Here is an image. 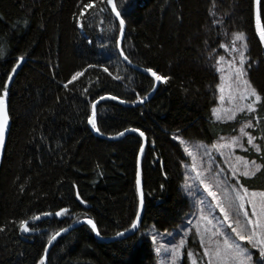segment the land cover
<instances>
[{
  "label": "trees",
  "instance_id": "16d2710c",
  "mask_svg": "<svg viewBox=\"0 0 264 264\" xmlns=\"http://www.w3.org/2000/svg\"><path fill=\"white\" fill-rule=\"evenodd\" d=\"M91 2L0 0V95L6 88L8 116L0 157V264H39L49 238L86 217L99 235L88 224L78 225L53 243L47 264H158L149 229L171 230L190 209L181 140L211 144L240 135L244 147L235 151L262 170L239 174L237 181L264 190V42L254 0H114L125 20L121 49L128 61L168 78L137 105L155 80L121 58L119 22L106 0L84 7ZM234 32L245 34L247 79L262 100L254 112L217 119L212 110L219 61L232 48ZM77 71L82 75L69 83ZM104 96L118 99L96 105L101 136L88 117L93 102ZM249 119L253 126L245 131L260 152L240 133ZM126 129H139L146 139L144 206L138 230L112 238L132 225L139 209L142 136L131 131L110 138ZM62 208L68 211L56 216ZM44 213L53 216L31 219ZM20 221L42 231L24 235ZM187 244L199 249L194 237Z\"/></svg>",
  "mask_w": 264,
  "mask_h": 264
},
{
  "label": "snow or ice",
  "instance_id": "6c2138e0",
  "mask_svg": "<svg viewBox=\"0 0 264 264\" xmlns=\"http://www.w3.org/2000/svg\"><path fill=\"white\" fill-rule=\"evenodd\" d=\"M96 0H92L91 3H88L84 7L87 9H91L94 7ZM103 2V0H101ZM107 4L111 6V11L115 13V15L119 18V29L121 36L124 33L125 20L122 17L120 11L117 10V4L114 0H106ZM254 4L256 7V30L259 33V38L261 42H264V24L261 23L262 18H264V0H254ZM103 11V9H101ZM83 11L81 15H83ZM235 40L246 41L245 34L243 32L235 33ZM117 46L119 47V40L117 41ZM223 46V45H222ZM247 43H243L241 48L243 50L239 51V63L235 64L230 69V76L232 79V85L235 86L234 93H239V95L230 94L229 99L235 103V107L231 109V114L228 115V119L232 120L236 118V114L240 112H254L256 108L257 102L262 100L261 95L258 93L257 89L252 86V83L249 79H247L248 70L251 68V64L247 63V56L245 55V51L247 50ZM233 50H237L235 44H233ZM120 54L124 57L125 60H128V56L124 54V50L121 49ZM23 59V57H21ZM223 60V57L220 58ZM231 63V62H230ZM247 64V67L245 66ZM89 67H94L93 65H89ZM101 67H103L101 65ZM15 71V69H13ZM105 72H108V68H104ZM149 72L157 80H167V77L159 76L154 72L151 68L148 69ZM82 75V72L77 71L72 77L69 83L75 81L78 77ZM120 79L119 76L116 77ZM11 79V76L9 77ZM230 85V88L232 87ZM224 89L221 86V92ZM7 95V89H4V95H0V144L3 143L4 140V132L5 127L7 125V112L5 111V96ZM254 97L255 99H251ZM112 99H118V97L113 96ZM221 100L224 99L223 96L220 97ZM239 101V103H236ZM135 103V101H133ZM213 115H216L217 119H221L219 115H217V109L212 110ZM96 104L95 101L92 104V115L88 117V123L92 126V128L96 132H100V128L97 127L96 121ZM253 122L251 119L247 120L246 123L241 126L240 133L243 136L247 137V143L252 145L257 152L261 151L260 146L254 143L255 137L251 135V133L245 131V128L252 127ZM127 131V129L125 130ZM132 131L139 132L141 136H144V133L139 129H132ZM124 133H117L116 135H123ZM177 140H181V137L176 136ZM223 140V138H221ZM181 143H185V141L181 140ZM202 146V145H201ZM231 147H244L242 143H240V137L233 136L230 141L227 143H218L211 145V148L216 149L221 152V155L225 153L222 149L231 148ZM141 150H143V146H141ZM185 151L189 156H193L192 150L185 148ZM209 157V161L211 162V152L210 150L205 152ZM227 160V157H226ZM236 160L243 161L244 171L241 172L240 168L236 167V165H230L232 169V177H236L238 173H240L243 177L255 176L257 172L262 170V166L257 164L255 161H248L243 156H237ZM254 165V169L250 170L249 165ZM188 167V165H186ZM193 171L196 172V179L200 181V184L203 185L204 190L207 191L208 195L212 197L215 208H218L223 215V221H216L213 223L214 217L210 218L211 212L208 215H205L203 204V199L197 198L196 203L200 206L199 208V216L197 224L195 225L196 232L195 234L199 236L200 245L203 247L204 252L203 256L207 257V261L205 264H253V253L252 249H258L260 257L264 258V191H251L249 188L245 187L244 184L239 183L238 181H233V183H228V178L223 180L219 179L218 174L214 176V180L216 186L220 188L223 193V197L218 198L217 193L211 190L210 184L204 179L203 173L197 170L195 164L191 165ZM137 188L139 190L140 186V172L137 171ZM186 187L185 190L188 192L190 197H196L197 189L195 185H193L190 189L187 187V181H185ZM79 196V193H77ZM141 206H143V200L140 201ZM246 205H250L251 211L246 208ZM68 210L65 208L60 209L56 213L57 216L66 213ZM43 215H49L48 213H44ZM140 213L137 212V218L133 220L131 227L133 229L136 228L137 223L139 221ZM32 220L40 219L39 216H32ZM87 223L91 225L92 230L99 232L97 230L96 224L88 219ZM227 223V227L231 231V235L222 230L224 224ZM201 225H203V231H201ZM20 227L22 231L28 232L30 229L27 226L26 221H20ZM65 231V229H60L59 232H56L53 236L49 238L48 243L50 244L56 236L60 234V232ZM117 235H123L122 233H117ZM168 235H172L168 233ZM152 240L155 241L156 237L153 236ZM241 242H246V244H242ZM185 244V240L181 237L179 244H171L165 247L161 245L157 247L155 251L157 253L161 252L162 249L165 251H171V260L173 264L179 260L180 249ZM47 251V249H45ZM188 257L191 259L193 257V253L189 251L187 253ZM39 264H44V257H41ZM192 264H197L196 260L192 261ZM256 264H261L260 261H256Z\"/></svg>",
  "mask_w": 264,
  "mask_h": 264
},
{
  "label": "rangeland",
  "instance_id": "374dc122",
  "mask_svg": "<svg viewBox=\"0 0 264 264\" xmlns=\"http://www.w3.org/2000/svg\"><path fill=\"white\" fill-rule=\"evenodd\" d=\"M235 33L237 32H234L232 34L230 40L231 42L230 45L232 48L229 50L225 49L226 52L222 56L223 60L220 59L219 61V73L221 78H220V85L218 90L219 92L218 103L216 104L215 109H217V115H219L221 119L227 118L228 115L231 114V109L235 107V103L229 99L230 94L234 93V88H235V86L232 85L230 69L235 64L239 63V51L243 50L241 48V45L245 43V41L235 40ZM233 44H235L237 50H233ZM230 85H232L231 88ZM221 86L224 89L223 92H221ZM234 94L237 96L239 95V93H234ZM221 96L224 97L223 100L220 99ZM251 99L254 100L255 98L252 97ZM236 103H239V101H236ZM232 137L233 136L223 137V140H221L220 138L211 144H206L203 142L192 141V140L190 141L184 140L185 143L182 144L184 149L187 147L193 152V156H189L186 152L188 160L185 161L184 163V181L182 183L183 190L190 202V209L184 215L182 221L171 230L161 231V230H156L155 228L149 229L151 237L153 236L156 237V240L153 241L155 249L157 247H160L161 245L167 247L168 245L171 244H179L181 237L184 238L185 244L180 249L179 260L176 261L175 264H183V261H186V264H192L193 260H196L197 264H200L199 262L200 259H203L205 261H207L208 259L207 257L203 256L204 249L200 245L199 236L195 234L196 232L195 225L197 224L198 221L199 208H200V206L196 203L197 198L203 199L204 213L205 215H208L209 212H211L210 218L212 217L215 218L213 220V223H215L216 221H223V215L218 208H215L212 197L208 195L207 191L204 190L203 185H201L200 181L196 179V172L193 171L191 165L193 164L196 165L197 170L203 173L204 179L210 184L211 190L217 193L218 198L222 199L223 193L221 192L220 188L216 186L214 176L218 174L219 179L221 180L228 178L229 184L233 183V181H237V176L240 173H238L236 177H232V169L230 165L234 164L236 165V167L240 168L241 172L244 171L243 161L238 162L236 160V157L240 155L235 150L241 147H231V148L222 149V151L225 154L221 155V152L217 151L214 148H211V145L218 143H227L228 141L231 140ZM238 137H240V135H238ZM240 143H241V137H240ZM2 146L3 143L0 144V157L2 154ZM208 150H210L211 152V157H212L211 162L209 161L208 155L205 154V152ZM186 165H188V167H186ZM249 169L253 170L254 165L250 164ZM185 181H187V187L189 189L193 185H195L196 189L198 190L196 197H190L188 195V192L185 190L186 187ZM251 191L260 192L264 190H251ZM246 208L249 211H251L250 205H246ZM222 230L228 232L231 235V231L227 227V223L224 224ZM201 231H203V225H201ZM168 233H171L172 235H168ZM192 237H194L199 247V249L197 250H195V248L187 244L188 238H192ZM241 243L246 244V242H241ZM189 251L193 253V257L191 259L187 255ZM195 251H197L198 253L200 252L201 257L199 256L198 258ZM251 251L253 253V264H256V261H260L261 264H264V258L260 257L259 250L252 249ZM171 255L172 254L170 250L165 251L162 249L161 252L157 253L158 264H173V261L171 260Z\"/></svg>",
  "mask_w": 264,
  "mask_h": 264
},
{
  "label": "water",
  "instance_id": "95a60500",
  "mask_svg": "<svg viewBox=\"0 0 264 264\" xmlns=\"http://www.w3.org/2000/svg\"><path fill=\"white\" fill-rule=\"evenodd\" d=\"M109 6H110V5H109ZM110 8H111V6H110ZM113 13H114V12H113ZM114 15H115V13H114ZM115 18H116V19L118 20V22H119V18H118L116 15H115ZM124 30H125V26H124ZM123 36H124V33H123L122 36H121V34H119V38H118V40H119V47H118L119 53H120V51H121V43H122ZM120 56H121V58H122V59H123V60H124L129 66H131L132 68H134V69H136V70H138V71H141V72H144V73L148 74L149 76H151V77L155 80L154 87H153V89L149 92V94H148L143 100H141V101L135 103L134 105L140 104V103L146 101L147 99H149V98L154 94V92H155L157 86L159 85V81H160V80H157V79L152 75V73L148 71V69H146V68H142V67H137V66L133 65L132 63H130L128 60H125L124 57H123L121 54H120ZM22 61H23V60H20V61H19L18 65L15 67V71H14V72L17 71V68H18V66L22 63ZM156 74H157V73H156ZM157 75H158V74H157ZM106 98H112V97H111V96H104V97H101L100 99H98V100L95 101V104L97 105V103H98L100 100H103V99H106ZM124 103H125V102H124ZM4 105H5V111H6V100H5V102H4ZM91 115H92V113H91ZM7 123H8V120H7ZM91 127H92V126H91ZM94 131H95V130H94ZM131 131H132V129H128L127 131H123V132H121V133H124L123 135H115V136H112V137H110V138H113V139H115V138H120V137L124 136L125 134H127V133H129V132H131ZM132 132H135V131H132ZM96 133L99 134V135H101V134L98 133V132H96ZM137 133L140 134L139 132H137ZM101 136H102V135H101ZM142 139H143V140H142V145H141V146H143V150H144V147H145V144H146V139H145L144 136H142ZM143 150H141V147H140V149H139V153H138V159H137V171H139V172H140V170H141V160H142V153H143ZM136 180H137V177H136ZM136 187H137V183H136ZM137 193H138V198H139V209H138V211H139V213H140V216H139V221H138V223H137L136 228L133 229V228L130 226L128 229L119 232V233H122L123 235H119V236H118V235L116 234V235H115L114 237H112V238H118V237H121V236H124V235H130V234H133L135 231L138 230L139 225H140V221H141V217H142L143 206H144V195H143V187H142L141 177H140V186H139V190H138V188H137ZM141 199L143 200V206H141V204H140ZM48 214H49V215H43V214L37 215V216L40 217V219H38V220H34V221L39 222V221H43V220H46V219H51L53 215H52L51 213H48ZM55 215H56V213H55ZM56 216H57V215H56ZM88 219H90V218H88V217H86V218H82V219H79V220H77V221H75V222L69 224L68 226L63 227V229H65V231L60 232V234H59L58 236H56L55 239H53L52 242H51L50 244L47 243L46 248H45V249H47V251H45V252H44V255H43V257H44V264H47L46 259H47L48 251H49L50 247L53 245V243L57 240V238L60 237L61 235L65 234V233H67V232L70 231L71 229L77 227V226L80 225V224H88V223H87V220H88ZM91 220H92V219H91ZM26 222H27V224H28L29 221H26ZM88 225H89V224H88ZM89 226H91V225H89ZM29 229H30V230H29L28 232H24V231H22V229H21V232H22L24 235H34V234H37V233H39V232L42 231V229H33V228H29ZM57 232H59V231H57ZM95 234L97 235V232H96V231H95ZM112 238H110V239H112Z\"/></svg>",
  "mask_w": 264,
  "mask_h": 264
}]
</instances>
